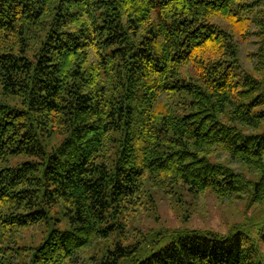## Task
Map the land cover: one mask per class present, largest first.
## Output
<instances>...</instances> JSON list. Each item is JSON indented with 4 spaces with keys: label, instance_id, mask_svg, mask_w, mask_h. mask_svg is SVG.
<instances>
[{
    "label": "trees",
    "instance_id": "obj_1",
    "mask_svg": "<svg viewBox=\"0 0 264 264\" xmlns=\"http://www.w3.org/2000/svg\"><path fill=\"white\" fill-rule=\"evenodd\" d=\"M168 191L264 204V0H0V264H264Z\"/></svg>",
    "mask_w": 264,
    "mask_h": 264
},
{
    "label": "rangeland",
    "instance_id": "obj_2",
    "mask_svg": "<svg viewBox=\"0 0 264 264\" xmlns=\"http://www.w3.org/2000/svg\"><path fill=\"white\" fill-rule=\"evenodd\" d=\"M154 198L153 210L141 215L145 231L150 228H201L226 233L239 223L255 222L254 226H257L258 221L264 220V204L248 206L241 199L221 200L211 194L178 197L170 191L159 193ZM260 248L264 256L261 243Z\"/></svg>",
    "mask_w": 264,
    "mask_h": 264
}]
</instances>
